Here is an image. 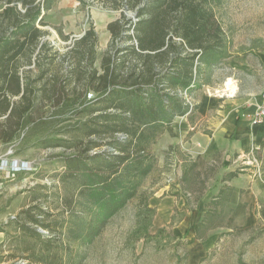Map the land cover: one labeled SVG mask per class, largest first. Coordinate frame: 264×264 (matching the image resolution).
Returning a JSON list of instances; mask_svg holds the SVG:
<instances>
[{"label": "rangeland", "instance_id": "374dc122", "mask_svg": "<svg viewBox=\"0 0 264 264\" xmlns=\"http://www.w3.org/2000/svg\"><path fill=\"white\" fill-rule=\"evenodd\" d=\"M206 1L224 33L218 64L200 65L206 69L204 82L185 95L188 112L160 134L150 150L152 170L96 238L76 240L96 208L86 197L75 201L70 184L60 180L64 170L58 158L65 148L41 145L42 139L68 132L26 126L16 140L0 142V158L23 167L1 186L0 264H45L36 259L41 249L30 232L20 229L24 224L57 238L47 252L53 260L66 261L69 252L79 251L83 264H264V136L242 150L233 146L235 135L230 145L213 150L207 142L217 128L215 119L230 108L224 100L229 93L263 94L264 0ZM52 8L43 27L50 31L46 39L63 53L94 26L99 55L111 41L107 24L123 11L108 0H58ZM125 13L135 20L133 10ZM54 27L69 39L60 38ZM52 110L47 101L41 112Z\"/></svg>", "mask_w": 264, "mask_h": 264}, {"label": "trees", "instance_id": "16d2710c", "mask_svg": "<svg viewBox=\"0 0 264 264\" xmlns=\"http://www.w3.org/2000/svg\"><path fill=\"white\" fill-rule=\"evenodd\" d=\"M57 1L0 0V142L16 140L26 126L68 132L40 141L65 148L60 180L70 184L75 201L86 197L96 208L76 238L83 244L137 194L152 170V145L188 112L184 97L202 88L201 64H218L224 33L206 0H108L123 11L107 24L106 52L99 55L100 38L91 26L60 53L43 28ZM125 10L138 19H128ZM47 101L49 114L41 112ZM20 229L40 247L38 262L83 264L79 251L66 261L51 259L47 252L57 238L26 224Z\"/></svg>", "mask_w": 264, "mask_h": 264}, {"label": "crops", "instance_id": "0c3cea01", "mask_svg": "<svg viewBox=\"0 0 264 264\" xmlns=\"http://www.w3.org/2000/svg\"><path fill=\"white\" fill-rule=\"evenodd\" d=\"M52 11L53 8L49 10L47 14L48 17L52 16ZM259 60L264 65V50L260 51ZM262 92L264 93V81L261 85V93ZM226 98H224V100L230 108L224 112L223 117L215 119L216 121L214 120L217 128L212 135L213 137L207 141L210 144L209 148L213 150V148H218L220 145H230L232 135L236 137L233 146L238 149L241 148L240 150L245 149L252 142L257 144L264 136V123L253 126L249 119L255 111L256 104L261 99V94L251 97L247 94L239 98L234 92L229 93ZM202 136L204 135L202 134Z\"/></svg>", "mask_w": 264, "mask_h": 264}, {"label": "built area", "instance_id": "2783aa9c", "mask_svg": "<svg viewBox=\"0 0 264 264\" xmlns=\"http://www.w3.org/2000/svg\"><path fill=\"white\" fill-rule=\"evenodd\" d=\"M137 16L135 17V20H137ZM134 20V21H135ZM250 119L253 121V123L261 124L264 123V93L261 95L260 101L256 104V108ZM22 166L19 164V162L12 161L9 162L6 161L4 158H0V191L2 189L3 181L6 180V177L8 174L15 175V173H18L22 170Z\"/></svg>", "mask_w": 264, "mask_h": 264}]
</instances>
